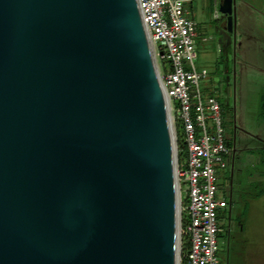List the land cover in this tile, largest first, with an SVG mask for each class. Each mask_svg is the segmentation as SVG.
Here are the masks:
<instances>
[{"label":"water","instance_id":"obj_1","mask_svg":"<svg viewBox=\"0 0 264 264\" xmlns=\"http://www.w3.org/2000/svg\"><path fill=\"white\" fill-rule=\"evenodd\" d=\"M177 163L138 0H0V264H180Z\"/></svg>","mask_w":264,"mask_h":264},{"label":"built area","instance_id":"obj_2","mask_svg":"<svg viewBox=\"0 0 264 264\" xmlns=\"http://www.w3.org/2000/svg\"><path fill=\"white\" fill-rule=\"evenodd\" d=\"M193 1L138 0L172 124L175 130L176 123L181 125L186 141V163H177L176 179L180 235L182 242L186 237L190 243L188 264H220L219 236L224 232L220 212L228 201L220 197L218 173L229 167L232 140L226 134L220 97L216 92L206 96L200 88L208 71L195 65L199 27L190 9Z\"/></svg>","mask_w":264,"mask_h":264},{"label":"rangeland","instance_id":"obj_3","mask_svg":"<svg viewBox=\"0 0 264 264\" xmlns=\"http://www.w3.org/2000/svg\"><path fill=\"white\" fill-rule=\"evenodd\" d=\"M221 3L222 0H198L194 7L190 8L199 23L195 65L199 71H208V76L200 82L203 94H220V102L225 108L226 134L232 140L233 163L255 180L253 149L257 144L264 145V93L259 90L264 87V70L247 64L241 1H236V24L232 31H229L227 17L220 12ZM259 9L264 14V5ZM174 132L177 138L175 126ZM231 171L232 167H229L220 170L218 175L226 172L230 174ZM224 182L223 180L222 183ZM243 192L256 193L253 189H245ZM227 198L232 223L229 219L224 221L225 232L219 236L220 264H246L249 254L252 258L260 255L261 259V255H264V228L262 229L259 223L257 226L253 223L251 228L248 223L241 232L239 222L240 219L243 220L239 213L242 212L244 202L251 198L244 196L238 202L232 200L229 194ZM180 260L182 261V253Z\"/></svg>","mask_w":264,"mask_h":264},{"label":"crops","instance_id":"obj_4","mask_svg":"<svg viewBox=\"0 0 264 264\" xmlns=\"http://www.w3.org/2000/svg\"><path fill=\"white\" fill-rule=\"evenodd\" d=\"M197 1L198 0L193 1L192 5L190 6L191 9L194 7ZM263 5L264 0H241V12L245 22L247 64L259 67L262 70H264V14L261 13L259 8L263 7ZM192 15L194 17L193 12ZM259 90L264 93V87H260ZM263 147V144H257V147H254L253 149L255 180L253 179V177L247 176L245 170L243 171L241 168L239 169L236 167L235 163H233L234 158H231L229 163V167H232L231 173L228 174L226 172V174L223 175L220 173L218 177L219 194L221 198L228 201V194L230 195L231 199L235 200L236 202H238L239 199L241 200L244 196L251 198L248 201L244 202L242 212L239 213V217L243 216V220L240 219L241 221H239L241 222V232H243L246 226H248V223L251 228L253 223L256 226L259 223V226L262 229L264 228V193L259 194L256 191V196V193L249 194L243 192V190L245 189L252 190L255 186V183L258 184L260 182H263L264 184V167L262 166V164H260L261 159L259 156V151ZM223 180L225 181L224 183H222ZM222 189L224 191H222ZM229 204L230 203L228 201V206ZM230 214L231 212H228V207L226 210L220 212V223H222L224 232V221L229 219L230 223H232V218ZM259 257L260 255H256L254 258H252L249 254L246 259V264H264V255H261V259Z\"/></svg>","mask_w":264,"mask_h":264},{"label":"trees","instance_id":"obj_5","mask_svg":"<svg viewBox=\"0 0 264 264\" xmlns=\"http://www.w3.org/2000/svg\"><path fill=\"white\" fill-rule=\"evenodd\" d=\"M241 1V0H240ZM243 1V0H242ZM222 105V104H221ZM263 107H264V102H263ZM223 108V107H222ZM176 136H177V153H178V163L179 165L183 166L186 163L187 159V147H186V141L185 138L183 137V130L182 127L179 123H176ZM229 146H232V143H229ZM259 156H260V164L264 167V147L260 149L259 151ZM253 190L257 191V193L261 194L264 193V184L263 182H260L258 184L255 183V186ZM256 193V196H257ZM255 196V197H256ZM221 218V216H220ZM189 240L186 237H183V242H182V264H188V251H189Z\"/></svg>","mask_w":264,"mask_h":264},{"label":"flooded vegetation","instance_id":"obj_6","mask_svg":"<svg viewBox=\"0 0 264 264\" xmlns=\"http://www.w3.org/2000/svg\"><path fill=\"white\" fill-rule=\"evenodd\" d=\"M219 96H220V94H219ZM223 109L225 110V108H223ZM224 110H223V111H224Z\"/></svg>","mask_w":264,"mask_h":264}]
</instances>
